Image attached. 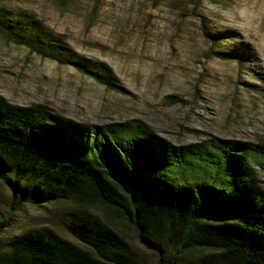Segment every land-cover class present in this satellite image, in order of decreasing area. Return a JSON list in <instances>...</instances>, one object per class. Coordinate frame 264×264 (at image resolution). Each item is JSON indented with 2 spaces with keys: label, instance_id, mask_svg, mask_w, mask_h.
Segmentation results:
<instances>
[{
  "label": "trees",
  "instance_id": "1",
  "mask_svg": "<svg viewBox=\"0 0 264 264\" xmlns=\"http://www.w3.org/2000/svg\"><path fill=\"white\" fill-rule=\"evenodd\" d=\"M38 23H14L0 10L9 42L123 91L107 66L78 56ZM259 175L263 143L211 137L175 146L139 119L76 122L0 95L5 205L64 209L52 229L0 239V264H264ZM6 218L0 235L11 226Z\"/></svg>",
  "mask_w": 264,
  "mask_h": 264
},
{
  "label": "rangeland",
  "instance_id": "2",
  "mask_svg": "<svg viewBox=\"0 0 264 264\" xmlns=\"http://www.w3.org/2000/svg\"><path fill=\"white\" fill-rule=\"evenodd\" d=\"M0 10L14 23L39 22L61 45L107 66L123 89L0 32V95L9 103L46 105L88 124L139 119L175 146L211 137L264 144V0H5ZM8 194L0 182V217H12L2 241L29 227L52 229L64 211L48 204L17 212L5 205Z\"/></svg>",
  "mask_w": 264,
  "mask_h": 264
}]
</instances>
